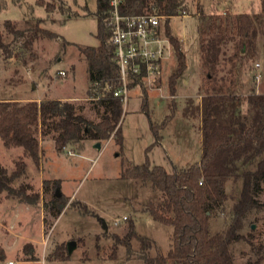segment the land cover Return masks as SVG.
<instances>
[{
	"label": "rangeland",
	"instance_id": "1",
	"mask_svg": "<svg viewBox=\"0 0 264 264\" xmlns=\"http://www.w3.org/2000/svg\"><path fill=\"white\" fill-rule=\"evenodd\" d=\"M5 1L7 7L0 11V31L5 41L11 43V53L0 50V100L26 102L37 97L58 99L68 95L74 98L69 101L80 107L85 117L96 119L88 93L87 61L79 47L99 44L98 22L92 15L97 0H63L72 16L65 18L66 13L56 7L42 23L59 36L40 35L26 50L21 47L24 38H13L5 21L10 19L17 27L26 29L34 26L38 17H46V10L37 0ZM184 4L186 12L171 17L168 25L186 55L187 68L178 78L173 96L168 87L176 66L171 47L163 60L160 88L144 89L148 95L146 110L142 105V89L135 87L130 91V98L124 104L122 144L110 139L99 148V141L89 139L81 147L67 146L59 152L51 136L44 137L40 140L41 158L36 163L23 147H8L0 137V165L6 170V177L0 182V255H5L0 264H146L137 256L136 240H133L136 252L131 257L123 245L115 252L113 235H124L130 220L140 234L155 241L161 252L170 249L173 227L154 220L144 210L147 202L157 199L159 193L150 185L123 178L124 168L149 160L171 171L199 162L203 137L201 100L211 91L215 80L225 87H235L244 112L248 106L246 96L252 88L264 91V35L257 39L258 55L243 64L240 59L230 57L234 47L228 45L227 53L220 58L213 74L210 73L212 79H208L209 68L201 58L198 29L201 15L260 12L261 0H184ZM62 69L65 74H60ZM167 117L168 122L162 126ZM151 121L159 126V141ZM22 167L23 172L17 173ZM57 180L59 186H55ZM2 183L8 188L1 189ZM227 189L232 191L231 183ZM57 191L65 206L55 216ZM231 204L226 203V208ZM225 216L221 210L212 213L213 232L225 226ZM255 217L259 220L255 221ZM250 224L257 230L254 239L257 246L264 242L263 213L249 215L244 233ZM70 241H76L77 245L68 253ZM57 248L64 250L66 259L55 256ZM232 251L235 264L257 258L246 241L235 243ZM155 254L153 248L151 255Z\"/></svg>",
	"mask_w": 264,
	"mask_h": 264
},
{
	"label": "trees",
	"instance_id": "2",
	"mask_svg": "<svg viewBox=\"0 0 264 264\" xmlns=\"http://www.w3.org/2000/svg\"><path fill=\"white\" fill-rule=\"evenodd\" d=\"M37 3L44 6L47 16L38 17L34 26L19 28L12 20L5 21L7 32L13 38H24L21 43L24 50L31 48L40 35L50 38L59 36L42 26L56 7L66 13L65 18L72 16L63 0H37ZM184 6V0H125L121 8L125 14L156 11L166 16L164 33L176 59L168 86L172 95L176 92L177 80L186 70L187 63L178 38L171 34L168 21L180 15ZM6 7V1L0 0V11ZM108 11L109 1L97 0L92 15L98 22L96 36L99 44L79 47L87 61L88 93L94 103L97 118L85 117L80 107L68 100L44 98L22 102L2 99L0 137L6 146L23 147L39 163L42 154L40 140L44 137L51 136L59 152L67 146L81 147L89 139L99 142L115 139L118 144L123 143L125 103L121 97L114 95L122 80L116 48L109 41L111 31ZM198 29L201 58L209 68L208 79H212L210 75L215 71L220 58L227 53L228 45L234 47L230 57L240 59L241 64L258 55L257 39L260 34L264 35V0H261L260 12L201 15ZM10 45L0 31V50L10 54ZM22 55L24 57L23 52ZM215 81L211 91H207L201 100L203 137L199 162L183 168L174 167L169 171L147 160L143 164L126 166L122 172L123 178L150 185L159 193L157 199L147 202L144 210L154 220L173 227L170 249L166 253L161 252L155 241L140 234L134 221L130 220L124 235H113L115 252L118 246L123 245L131 257L136 252L133 250V240H136L139 243L137 256L146 264H235L232 246L246 241L257 258H249L244 264H264V242L254 246L257 230L250 224L247 233L243 232L245 220L253 212H262L264 217V198H261L264 195V91L257 92L252 88L246 96L248 106L244 112L235 87H225L222 82ZM135 87L142 89V105L146 110V85L141 74L131 71L129 88ZM168 120L169 117L163 121L162 126ZM151 128L159 141V126L151 121ZM23 170L22 167L17 173ZM5 173L6 170L0 165V182L6 177ZM48 183L46 180L45 185ZM230 183L231 192L227 189ZM59 185L57 180L55 186ZM4 187L8 188L2 183L1 189ZM54 201L58 203L53 213L58 216L65 204L57 195ZM228 202L232 204L227 209ZM216 210L225 212V226L213 232L211 219ZM258 220L255 217V221ZM153 248L156 250L155 255H151ZM55 256L61 260L66 259L61 248L55 250ZM4 258L3 253L0 260Z\"/></svg>",
	"mask_w": 264,
	"mask_h": 264
},
{
	"label": "built area",
	"instance_id": "3",
	"mask_svg": "<svg viewBox=\"0 0 264 264\" xmlns=\"http://www.w3.org/2000/svg\"><path fill=\"white\" fill-rule=\"evenodd\" d=\"M108 1V25L111 31L109 41L116 48L122 80L114 95L121 97L126 103L132 90L129 88L131 71L141 74L146 86L152 89L159 87L163 60L168 57L166 50H171V44L164 33L166 16L156 11L125 14L121 10L125 0ZM65 73L64 70L60 71V74Z\"/></svg>",
	"mask_w": 264,
	"mask_h": 264
},
{
	"label": "water",
	"instance_id": "4",
	"mask_svg": "<svg viewBox=\"0 0 264 264\" xmlns=\"http://www.w3.org/2000/svg\"><path fill=\"white\" fill-rule=\"evenodd\" d=\"M97 146L100 148V147H101V142H98V143H97ZM56 195H57V196H60V192L57 191ZM105 228L107 229V225H106V224H105ZM76 245H77L76 241H70V242L68 243V251H69V253H71V251L74 249V247H75Z\"/></svg>",
	"mask_w": 264,
	"mask_h": 264
},
{
	"label": "crops",
	"instance_id": "5",
	"mask_svg": "<svg viewBox=\"0 0 264 264\" xmlns=\"http://www.w3.org/2000/svg\"><path fill=\"white\" fill-rule=\"evenodd\" d=\"M63 70V69H62ZM174 96V95H173ZM45 98V97H44ZM43 97L41 98V97H37L36 99L38 100V101H40V100H42V99H44ZM58 99H61V100H68L69 101V99H74V98H70V97H68V95L66 96V97H62V98H58ZM110 140V139H109ZM109 140H107V141H109ZM102 143V142H101ZM101 148V147H100ZM11 264H13L12 262H11Z\"/></svg>",
	"mask_w": 264,
	"mask_h": 264
}]
</instances>
